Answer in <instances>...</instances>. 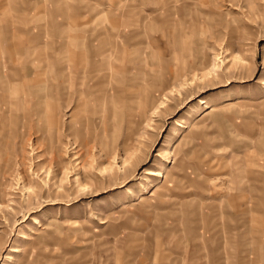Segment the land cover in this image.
Segmentation results:
<instances>
[{"label":"rangeland","instance_id":"1","mask_svg":"<svg viewBox=\"0 0 264 264\" xmlns=\"http://www.w3.org/2000/svg\"><path fill=\"white\" fill-rule=\"evenodd\" d=\"M0 264H264V0H0Z\"/></svg>","mask_w":264,"mask_h":264},{"label":"crops","instance_id":"2","mask_svg":"<svg viewBox=\"0 0 264 264\" xmlns=\"http://www.w3.org/2000/svg\"><path fill=\"white\" fill-rule=\"evenodd\" d=\"M104 38V36L102 37V36H99V40L101 41V39H103ZM90 48H93V46H91ZM90 53L93 55H95V53H94V51L91 49V51H90ZM87 54H84L83 53V50H73V58H72V61L70 62L71 63V67H73V70L75 71V72H78L79 73V71L80 72H82V73H85V68L87 67V68H93V66H90L89 65V67H88V65H86V66H84L83 64H81V62H82V59H87V58H82L81 56H86ZM77 59H79V60H77ZM78 65V66H77ZM88 70V69H87ZM82 85H85V86H87L86 85V83L85 82H83L82 81ZM64 89H66L65 87H63L62 86V90L60 91V93H59V95L61 94H63L64 95V97H65V94L66 93H64L63 92V90ZM87 90V92L89 91V89L87 88L86 89ZM86 90H85V92H86ZM78 94L79 95H83V94H85L84 93V91H80V92H78ZM63 95H62V97H63ZM61 98V97H60ZM66 98V97H65ZM62 101H63V98H62ZM64 101H67V99L66 100H64ZM48 117L46 118V120L44 121L45 123H44V126H43V128H46V127H51V128H56V127H58L59 125L57 124V123H54L53 121H52V118H51V116L50 115H47ZM49 118V119H48ZM49 124V125H48ZM55 125V126H54Z\"/></svg>","mask_w":264,"mask_h":264},{"label":"bare ground","instance_id":"3","mask_svg":"<svg viewBox=\"0 0 264 264\" xmlns=\"http://www.w3.org/2000/svg\"><path fill=\"white\" fill-rule=\"evenodd\" d=\"M78 66V65H77ZM227 106V105H226ZM48 117V116H47ZM49 119V118H48ZM73 122V121H72ZM49 125V124H48ZM55 126V125H54ZM72 132H74V131H72ZM60 163H62V162H60ZM65 177H67V176H65ZM49 189V188H48ZM21 204V203H20Z\"/></svg>","mask_w":264,"mask_h":264}]
</instances>
